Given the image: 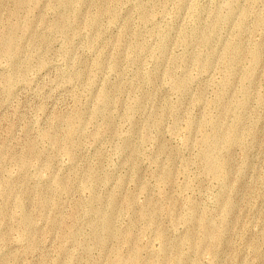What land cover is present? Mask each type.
Returning <instances> with one entry per match:
<instances>
[{"label":"rangeland","instance_id":"374dc122","mask_svg":"<svg viewBox=\"0 0 264 264\" xmlns=\"http://www.w3.org/2000/svg\"><path fill=\"white\" fill-rule=\"evenodd\" d=\"M133 251L264 264V0H0V264Z\"/></svg>","mask_w":264,"mask_h":264},{"label":"bare ground","instance_id":"6f19581e","mask_svg":"<svg viewBox=\"0 0 264 264\" xmlns=\"http://www.w3.org/2000/svg\"><path fill=\"white\" fill-rule=\"evenodd\" d=\"M239 139L238 138H230V143L232 144V143H234V142H237ZM206 159L209 161V163H211V161H210V157L209 156H206ZM217 163V164H216ZM216 163H212V169H215V167L216 168H220L219 170H222V168H223V163L222 162H216ZM214 164H216V165H214ZM211 165V164H210ZM23 221H24V218H23ZM103 224H104V226L103 227H108L109 226V220H108V218H104L103 219ZM203 221H205L204 222V224H207V221L205 220V218L203 219ZM99 236V235H98ZM186 238V237H185ZM100 239V238H99ZM98 239V240H99ZM129 261V263H132V264H138L139 263V257L137 256V252L136 251H133L132 253H130L129 254V256L127 257V258H123V259H121V258H119L118 259V261H116V262H112L111 264H120V262H123V261ZM182 262V261H181Z\"/></svg>","mask_w":264,"mask_h":264}]
</instances>
